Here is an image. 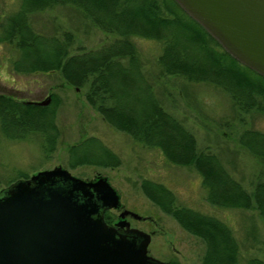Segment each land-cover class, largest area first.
<instances>
[{
    "label": "trees",
    "instance_id": "trees-1",
    "mask_svg": "<svg viewBox=\"0 0 264 264\" xmlns=\"http://www.w3.org/2000/svg\"><path fill=\"white\" fill-rule=\"evenodd\" d=\"M20 3V10L0 25V45H14L19 51L13 65L17 73L61 72L67 85L76 89L88 86L86 101L111 127L131 135L149 149L160 150L173 165L194 167L202 177L210 205L221 209H255L264 221V179L259 178L254 183V193L250 194L218 155L198 151L195 136L155 97L152 85L145 79L133 38L164 41L165 48L159 57L162 75L213 84L227 93L234 106L242 111L255 110L264 115V77L232 58L193 19L191 24H184L180 12L188 15L174 0L162 3L159 0H20ZM57 5L79 8L93 24L119 38L100 49L72 54V33L66 32L63 37L43 35L35 31L30 22L31 15ZM212 43L222 51L216 50ZM192 46H199L205 56L196 55ZM50 96L52 101L56 100L55 94ZM32 102L37 101L0 94V117L8 135L19 137L12 129L25 131L36 125L40 128L54 113L51 105L42 107ZM47 128L55 130L54 123L50 121ZM93 143L105 150L103 155L107 160L90 164L120 165L121 160L97 138L74 145L70 149L72 157L88 156ZM240 143L264 161L263 132L246 130ZM74 159L73 166L82 164ZM141 188L184 230L204 241L207 250L203 264H264L260 258L242 257L241 243L224 221L179 206L175 193L163 184L144 180ZM114 218L110 212L105 214L109 224Z\"/></svg>",
    "mask_w": 264,
    "mask_h": 264
},
{
    "label": "rangeland",
    "instance_id": "rangeland-1",
    "mask_svg": "<svg viewBox=\"0 0 264 264\" xmlns=\"http://www.w3.org/2000/svg\"><path fill=\"white\" fill-rule=\"evenodd\" d=\"M159 1L162 3L163 0ZM20 8V0H0V25ZM180 17L184 24H191L189 16L180 12ZM30 22L34 30L43 35L63 37L66 32L72 33V54L100 49L119 38L104 32L79 8L71 5H57L35 13L30 16ZM133 41L145 79L152 85L157 100L195 136L198 151L218 155L228 171L253 194L254 183L259 178L264 179V161L242 146L240 137L244 131L251 129L264 133V115L255 110L246 112L236 108L227 93L208 82L162 75L159 57L165 42L147 38H133ZM211 45L222 51L214 43ZM192 47L196 55L205 56L199 46ZM18 57L19 51L14 45H0V94L37 102L46 101L51 94H55L56 100L51 98L48 106L51 105L54 113L40 128L37 125L27 127L25 131L10 128L19 137H15L11 130L13 135L6 133L3 117H0L1 189L56 168L68 170L86 181L106 179L121 199L120 207L110 210L114 221L123 210L142 216V221L127 217L132 228L152 236L149 251L153 257L166 264H203L206 244L184 230L145 195L141 185L144 180H150L173 191L179 206L227 223L241 243L243 258L264 260V221L257 210L221 209L210 205L206 200L207 189L202 184V177L194 167L173 165L160 150L149 149L131 135L111 127L86 101L88 86L76 89L67 85L61 72L17 73L13 65ZM50 121L54 123L55 130L47 128ZM88 138L100 140L121 160L120 165L105 167L90 164L91 161L107 160L103 155L105 150L93 143L90 148L85 147L91 150L88 156L76 158L73 155L74 162L82 163L73 166L74 157L70 149Z\"/></svg>",
    "mask_w": 264,
    "mask_h": 264
},
{
    "label": "water",
    "instance_id": "water-1",
    "mask_svg": "<svg viewBox=\"0 0 264 264\" xmlns=\"http://www.w3.org/2000/svg\"><path fill=\"white\" fill-rule=\"evenodd\" d=\"M240 64L264 77V0H174ZM48 106L51 98L33 102ZM106 180L63 168L42 171L0 191V264H166L149 253L152 236L131 228Z\"/></svg>",
    "mask_w": 264,
    "mask_h": 264
},
{
    "label": "flooded vegetation",
    "instance_id": "flooded-vegetation-1",
    "mask_svg": "<svg viewBox=\"0 0 264 264\" xmlns=\"http://www.w3.org/2000/svg\"><path fill=\"white\" fill-rule=\"evenodd\" d=\"M2 189L0 188V191H1ZM108 212H110V211H108ZM124 212V210L123 211H121L120 213H119V216H118V218H117V220H115V221H113L111 224H109L110 226H112V227H115L116 225H117V223L118 222H120L121 221V214ZM131 217V216H130ZM129 217H127L126 218V220L129 222ZM130 223V222H129ZM131 225V224H130ZM132 228V227H131Z\"/></svg>",
    "mask_w": 264,
    "mask_h": 264
}]
</instances>
